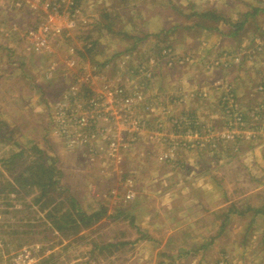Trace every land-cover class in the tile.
Here are the masks:
<instances>
[{
	"label": "rangeland",
	"instance_id": "374dc122",
	"mask_svg": "<svg viewBox=\"0 0 264 264\" xmlns=\"http://www.w3.org/2000/svg\"><path fill=\"white\" fill-rule=\"evenodd\" d=\"M192 1L196 0H190L189 4L187 0H79L74 9L75 0H0V264L3 261L11 263L19 255L28 259L29 264L127 263V258L134 252V246L131 245L140 236L134 227H130V222H144L142 217L149 216L147 213L142 215L143 213L131 211L136 207L149 209L164 200L159 196L146 194L159 189L157 185L154 188L153 185L150 188L146 185H150L151 178L157 179L158 173L165 169V166L158 165L161 152L159 149L156 152L155 147L151 146L150 137L162 134L160 127L164 124L163 120H167L165 125L170 126L171 116L167 114L154 119L152 115L146 116L142 110H134L135 115L138 114L139 118L145 120L137 141L122 150L119 157L110 158L106 153L107 143L104 137H101L100 142L93 143V150L81 142H67L56 119L57 105L68 94L66 90L73 84L75 77L91 74L93 67L103 68L96 85L107 83L112 86L123 82L131 92L140 89L143 102H150L154 89L159 91L156 82L163 79L164 71L172 72L173 75L178 72L177 68L183 69L187 62L196 60L195 55L177 53L172 47L183 43L180 29L186 31L187 28L192 30L201 26L240 31L231 36L237 45L229 51L217 43L215 46L219 52L211 49L210 53H205L207 57L203 54L202 60H197L195 68L199 67L207 72L211 81H207L206 85L195 81L192 91L186 92L184 97L179 96L183 101L178 106H173L171 99H168V106L173 111L171 114L175 115L177 107L188 105L190 98L195 97L207 101L199 102H202L201 107L209 111L212 107H209L208 100L217 97L218 110L225 116L219 121L222 125L217 127L207 122L203 126L199 122L190 128L192 132H205L210 127L223 129L227 119L225 111L232 105L239 106V110L246 115L245 127L254 136L249 134V141L238 144L249 143L251 146L255 142L258 146L254 152L257 153L256 158L249 155V161L253 159L254 164H249L248 182L249 192L257 188L260 193L248 196L249 212L245 220H249V251L232 254L237 262L243 259L244 264H264V110L261 111L264 107V93H257L256 88H253L258 96L249 105L250 108L246 107L249 88L245 89L247 85L242 81L249 80V75L244 74L249 71V67L259 69V55L260 67L263 66L260 84L264 81V48L256 50L258 43L262 44L264 41V13L259 14L257 20L250 21L252 30L256 28L260 33L249 40V14L243 15L245 18L241 20L237 16L249 11L251 4H256V1L229 0L234 6L228 14L232 13L234 17L217 19V23L199 18L200 15L193 10L195 5ZM198 5L205 7L201 1ZM156 14L163 27L174 28L172 35H161L158 32L149 34L150 27L155 31L161 28L157 19H153ZM73 22L75 25L71 27ZM39 39L46 40V49L38 48ZM89 40L97 44L91 52H87L84 47ZM214 41L217 42L216 36ZM135 42L139 44L136 45ZM91 46L88 44V47ZM136 48L139 51H134ZM156 48L157 53L152 55ZM169 50V56L162 55L163 51ZM226 54L231 55L232 60L236 55H241L237 58L238 65H230L229 62L223 64L222 57ZM73 61L76 66L71 68L69 65ZM237 68H241L235 77L240 83L238 89L243 93L240 94L243 100L237 98L239 93L235 90V85L215 78L217 75L228 77L227 72ZM186 80L191 82L190 79ZM161 91V94L167 95L164 90ZM230 95L228 102L225 99ZM156 106L162 109L161 101L158 100L154 108ZM180 108L192 110L191 106ZM255 109L256 114L253 113ZM246 110L249 111L248 114ZM141 139L143 142L138 143ZM235 143H220L216 147L206 144L204 148L191 149L187 146L196 144L192 136H189L186 148L175 149V155L186 152L200 154V158L212 156L220 148L227 152L229 146L230 149L233 146L236 150ZM33 147L42 150L43 155L37 154L32 150ZM141 153L143 157H140ZM154 157H158L156 162L159 167L152 166ZM142 158L147 162L144 169V165H141V169L138 168ZM125 159L127 161L124 164ZM42 162L46 166H53L58 173L52 178L55 186L49 187L46 196L37 203L42 194L41 189L23 187L33 177L29 167L32 164L37 167ZM172 170V173L178 171L177 168ZM124 171H127L125 175L130 177L131 184L121 176ZM18 177L20 179L17 181ZM135 188L140 195L135 194ZM129 192L133 195L130 198L127 196ZM68 196L78 203L83 212L89 215L103 212L104 217L76 236L58 233L54 219L47 217L46 213L54 211L57 206L61 207V212H74L67 201ZM60 215L61 213L58 214ZM58 221L55 219V222ZM235 221L242 223L244 218ZM174 230L177 237L175 239H178L183 229ZM124 231H128V235L119 238V235L126 234ZM213 231L206 230L207 236L211 237ZM197 232L200 230H194L193 235ZM120 239H126L130 245L121 243ZM186 239L192 242V239ZM178 244L174 243L169 250L176 252ZM198 244L197 239L196 245ZM218 247L215 245L204 251L197 250L194 261H186L191 260L192 264H217V259L222 262L227 258V264L232 263L227 253L219 254ZM247 252L249 255L245 256Z\"/></svg>",
	"mask_w": 264,
	"mask_h": 264
},
{
	"label": "crops",
	"instance_id": "0c3cea01",
	"mask_svg": "<svg viewBox=\"0 0 264 264\" xmlns=\"http://www.w3.org/2000/svg\"><path fill=\"white\" fill-rule=\"evenodd\" d=\"M187 1L188 4L191 3L190 0ZM200 1L201 4H205L204 8H201L202 5H198V2ZM254 1H256V4L253 2L249 11H244L245 13L237 16L239 17L238 20H241L249 14V29L251 28L250 21L257 20V16L264 13V0ZM192 3L195 5L193 6V10L195 13L200 15L199 18H204V13H207L209 16V13L212 10H215L213 17L206 18L209 19V22L211 23H214L211 19L224 20L225 18L234 17L232 13L230 15L228 14V12L232 11L231 8L234 6L232 1L196 0L195 2L192 1ZM246 4L249 5L248 2H246ZM236 14L238 15V13ZM153 19H157V22L161 24V28L156 29L155 31L150 27L149 34L153 35L157 32V34L168 36L173 34L174 28L163 27L162 21H160V19L158 21L157 14L153 16ZM227 30H222L220 27L216 26L215 28L211 27L209 29L202 26L201 28H195L192 30H188L187 28L186 31L180 29L182 37L184 38L183 43L180 46L174 45L172 47L177 53L195 55L196 60H193L192 63L187 62L183 66L184 70L182 67L177 68L178 72L173 75L171 74L172 72L166 73V71H164L165 73L163 79H159L156 82V88L159 91L154 89L155 91L150 97L156 98L157 101H161L162 109H158L156 106L153 109L154 113L151 116L152 118L159 119L162 115H167V112L162 110H166L165 106H167L168 101H170L168 99H175L180 95V97L186 96V92H190L194 89L195 81L202 82L205 85L207 84V81H211V79H208L210 77L206 75L207 72L202 71L199 67L197 69L195 68L197 67L196 63L197 60H202L201 58H203V54L207 57L205 53L208 51L210 53L211 49L215 51V45L217 43L222 45V47L225 48L224 50L229 51L232 50V47L237 45L234 44L236 40L232 39L231 36L239 34L238 32L240 31L236 32L233 29ZM259 33L260 30H257L256 28L252 30L251 28L249 30V40L252 37L255 38ZM128 35L130 34L128 33ZM197 35L199 37H197ZM215 36L217 38L216 43L214 41ZM157 49L158 48L155 49V52L152 55L157 53ZM134 51H139V49L136 48ZM259 56H257L259 69L257 67H249V71L244 72L245 75H249L248 81L242 80L244 84L247 85V88L245 89L249 88V93H247L249 96L246 100L248 105H246V107H248L258 96L254 93L253 88H256L261 82L263 66L260 67ZM241 68L229 70L227 72L229 73L228 77L217 75L215 78H221L222 81L226 82V84L230 82L235 85V90L239 93L237 98L243 100V97L240 95H243V93L241 92V89H238L240 83H238V79L235 77L238 76L239 69ZM227 78H229V80ZM186 79H190L191 82L189 83V80ZM213 80L215 81V79ZM245 89L243 90L245 91ZM161 90H164L167 95L161 94ZM217 100L216 96L211 97L208 100L210 105L209 107H212V109L207 111L205 110V107H201L202 102L207 101H202L192 97L190 98V101H188V105H180V107L191 106L192 110L190 111L177 107L176 113H186L195 117L198 116L199 122L202 123L203 126L205 124L207 125L208 123H212V125L218 127V125H222L219 121L225 118V116L223 115L224 113L218 110ZM203 104L208 107L206 103ZM246 112L248 113L249 111L246 110ZM163 121L165 124L167 120ZM167 131L172 132L173 130L170 127H167ZM154 140L155 142H152ZM150 141L151 146L155 147L156 152L159 149L161 152L160 156L167 152L171 147V143H160L158 141V136L155 138L150 137ZM141 142H143V139H141L138 143ZM239 142L244 141L236 142V150L233 146H231V149L229 146V151L227 150V152H224L225 150L222 151V148H220V153L216 152L212 154V156L203 155L204 157L201 158L199 156L200 154L196 155L195 153L189 154L186 152H183L178 156L175 155V158L170 162H162L161 160L158 161V157H154L152 166H157L156 161H158L160 162L158 165L161 164L162 166H165V169L158 173L157 179L154 177L151 178L150 185H146V187L149 188L152 185L153 188L157 185L159 189H154V191H151V194L150 192L145 193L153 196H159L164 200L161 204L151 206L149 209L136 207L131 211L135 213H143L142 215L147 213L149 216L142 217L144 222H130V227H134L140 236L135 239L133 242L134 245H131L134 246L132 256H129L127 258V263L124 261L123 264H176L178 262L181 264H192L190 262L191 260H186L192 259L194 261L197 250L204 251L208 247L215 245L219 246V254L227 253L230 260L232 259L231 261L233 262L230 264H244L242 263L243 259L237 262V260L233 258L234 255L232 253L234 252L236 254L237 251H249V248L247 247V244H249V220H245V217H247L249 212L248 196L256 193L258 195L260 191H257L256 188L249 192L248 182L249 164H254L252 163L254 161L253 159L249 161V155L252 156L251 158H256L255 156L257 153L254 152L258 146L255 142L252 143L251 146H249L248 142V144H238ZM136 147H138V145ZM140 157H143L142 153L140 154ZM126 161L127 160L125 159L124 164ZM141 165H144L142 169L146 168L147 162L146 160H143V158L140 159L138 168L141 169ZM173 168H177L178 171H176V173H172ZM125 172L127 171H124L121 176L126 178L125 181H128L127 183L131 184V181L129 180L130 177H127ZM135 194L140 195V192L138 193L136 188ZM235 196L240 198H234ZM169 197H171V199ZM173 197L177 198L173 199ZM230 198L232 200H229ZM242 217L244 218V222L236 223L235 220ZM174 229H183L180 233L182 235H179L178 239H175L177 237L174 234ZM194 230H200V232L193 235ZM206 230H214L211 237L207 236ZM124 232H126V234L119 235V238L121 236L125 237L128 235V231ZM186 238L192 239V242ZM197 239L199 240L198 245H196ZM119 241L125 245H130L129 241L126 239H120ZM174 243H179L176 252H173V249L172 251L169 250L171 245ZM247 255H249V252L245 254V256ZM219 263V259H217V264Z\"/></svg>",
	"mask_w": 264,
	"mask_h": 264
},
{
	"label": "built area",
	"instance_id": "2783aa9c",
	"mask_svg": "<svg viewBox=\"0 0 264 264\" xmlns=\"http://www.w3.org/2000/svg\"><path fill=\"white\" fill-rule=\"evenodd\" d=\"M74 25L75 23L73 22L71 27ZM262 40H264V33ZM39 41L38 48L46 49V40L39 39ZM257 46L256 50H259L260 47L264 48V41L262 44L258 43ZM48 48L50 49V47ZM170 54V50L162 53L163 56H169ZM239 57L241 55H236L232 60L231 55L226 54L222 57V62L223 64L224 62H229L230 65L236 66L238 65L239 60L237 58ZM169 64L172 66L171 62ZM69 66L74 68L76 63L73 61ZM102 69V67H93L91 74L88 73L81 78L75 77L73 84L66 90L68 94L65 95L64 100L67 97L68 99L62 100L57 105L56 119L67 142L71 144L81 142L85 147H91L92 149L93 143L96 141L100 142L102 140L101 137H104V141L107 143L105 146L107 156L114 158L119 157L118 154L122 150L128 148L132 142L137 140L140 128L145 123V120L139 118L138 114L135 115L134 110H138V112L142 110L146 116L149 115L150 117L157 99L151 98L150 102H143L142 91L137 89L135 92H131L130 89H126L123 82L111 83L112 86L107 85V83L96 85V80L102 75V72H100ZM256 92L264 93V81L256 87ZM230 98L231 95L225 100L229 102ZM182 101L183 99L180 97L171 99L173 106H178ZM165 108L166 110L163 111L171 116V125L166 126L163 124L160 127L162 134L157 136L160 143H171V147L161 155L160 160L162 162L172 161L175 158V153H177L175 149H185L189 136H192L193 142L196 144L187 146V148L191 149L195 147L204 148L206 144L216 147L220 143L245 142L249 141V134L254 136L252 132H249L248 128L246 129V115L239 110L240 107L237 105H232L231 108L225 111L227 119L223 129L210 127L205 132L190 131L193 125L199 124V118L186 113H176L175 116L171 114L170 106L167 105ZM262 110H264V107ZM256 111L255 109L253 113L256 114ZM109 125L114 126L116 129L108 127ZM167 127H170L173 131L168 132ZM205 134L206 137L204 136ZM127 196L130 198L133 195L129 192ZM27 260L23 255H19L18 259L11 263L3 261L2 264H29ZM8 261H11V258H8ZM227 262L228 259L225 258L219 264H227Z\"/></svg>",
	"mask_w": 264,
	"mask_h": 264
},
{
	"label": "trees",
	"instance_id": "16d2710c",
	"mask_svg": "<svg viewBox=\"0 0 264 264\" xmlns=\"http://www.w3.org/2000/svg\"><path fill=\"white\" fill-rule=\"evenodd\" d=\"M78 2L79 0H75L74 6H73L74 9L78 6ZM214 14H215V10H212L209 13V16L207 15V13H204L203 16H204V19H206V18L213 17ZM106 17L108 18V15H106ZM211 21H213L214 23L218 22L216 19H211ZM101 26L103 27V24H101ZM106 26L107 28L109 27V25H106ZM204 28L209 29L210 27H204ZM213 28H215V26ZM137 42H139V40H137ZM137 42H135L136 45L139 44ZM88 44H91L92 46L88 47ZM96 45H97L96 42L89 40V43L85 44L84 47L87 52H91ZM77 53L81 54V52H77ZM32 150H34L39 155H43L44 153L42 150L38 148H34V147L32 148ZM22 154L23 153H21V155ZM42 159L43 157H41V160ZM29 170L33 174V177L30 180V182L26 183V185L23 188L25 187L38 188L39 187L41 189L42 194L37 200V203H38L46 196L48 188L55 186L56 183L52 181V178L55 173H58V171H56V169H54L53 166L52 167L46 166L45 162L38 164L37 167H35V165L32 164V166L29 167ZM18 179L20 178L18 177L17 181ZM67 201H69V204L72 206L74 212H71L69 210L65 212L64 211L61 212V207L57 206V208H55L54 211H48L46 213L47 217L54 219L53 223H55V230L58 233L65 232L70 235L76 236L80 234L81 230L91 228L94 224L99 222L104 217L103 212H96L90 215L83 212L78 207V203L69 196H68ZM59 213H61L60 216H58ZM55 219L56 220L58 219L59 221L55 222Z\"/></svg>",
	"mask_w": 264,
	"mask_h": 264
}]
</instances>
